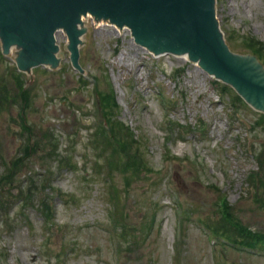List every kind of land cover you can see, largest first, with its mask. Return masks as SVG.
<instances>
[{"label":"rangeland","instance_id":"1","mask_svg":"<svg viewBox=\"0 0 264 264\" xmlns=\"http://www.w3.org/2000/svg\"><path fill=\"white\" fill-rule=\"evenodd\" d=\"M215 11L229 51L255 54L264 71V52L247 48L252 41L264 51V0H215ZM84 29L82 72L58 32L55 65L16 71L29 91L26 127L19 101L0 115V180L16 164L15 180L0 181V264H264V243L254 252L204 229H222L217 210L226 201L232 223L264 241V109L194 62L145 52L103 21L87 18ZM4 32L0 76L9 79L17 60L34 54L20 47L38 35ZM105 90L118 107L110 122L99 110ZM114 120L134 132L142 166L123 167L133 149L119 141L127 156L115 152L113 130L116 139L102 138L100 127ZM30 178L37 184L22 201Z\"/></svg>","mask_w":264,"mask_h":264},{"label":"water","instance_id":"2","mask_svg":"<svg viewBox=\"0 0 264 264\" xmlns=\"http://www.w3.org/2000/svg\"><path fill=\"white\" fill-rule=\"evenodd\" d=\"M214 1L0 0V32L4 34V30H9L10 39L38 35L22 45L30 50V45L38 44L34 56L37 58V52L49 47V43L43 44L55 25L64 23L73 33L72 52L75 54L80 36L86 30L79 10L103 11L116 16L115 21H127L133 37L140 36L141 44L151 46L155 56L192 53L190 61L198 58L203 69L206 67L215 76L232 83L247 102L264 109V72L255 54L234 57L223 45L220 22L212 20ZM19 54L25 56L24 52ZM74 54L78 62L79 51ZM28 63L37 65L31 60ZM18 65L21 70L28 68L21 60Z\"/></svg>","mask_w":264,"mask_h":264},{"label":"trees","instance_id":"3","mask_svg":"<svg viewBox=\"0 0 264 264\" xmlns=\"http://www.w3.org/2000/svg\"><path fill=\"white\" fill-rule=\"evenodd\" d=\"M261 45L254 43V42H249L247 45V48L251 49V50H255L257 51L259 54H261V56L263 55L262 52H264L261 47ZM260 47V48H259ZM0 60L2 59V55L0 53ZM16 67L12 68L9 74V79L6 78H2L0 76V115H2V113L5 111L6 105L7 103H14L16 101H19V104L22 105L20 107L21 113L19 115L20 121H23V127H26V122L23 120L24 118V107L27 106V104L30 102V98H29V91L28 88L25 87V83L23 82V79L21 80V76L19 75V73H16ZM11 78L13 79V84H14V88L15 93L13 94L10 88H7V82L9 83ZM102 95V101L100 104V97H99V105H100V109L103 110L104 109V115L107 117V113L111 114L113 112H115V114L118 111V107H114V102H113V96L111 95V92L109 90H105V92ZM264 117V115L262 116ZM114 119V118H113ZM107 122H110L109 117H107L106 119ZM113 124V129L110 127L108 128L107 131H105V129H103V127H100V131L102 133V138H109V137H113L116 139V137L112 134V130L115 133V135L117 136V140L115 141L114 139H109L108 141L110 142V145L112 147L113 150H115V152L117 153H122L124 154V156H127L128 151L126 150V152H124V150H122V148L116 146L115 144H119V141H121V143H124V148H128V150H132L133 146L138 144L137 138H135L134 132L125 126H121L118 121H113L111 122ZM106 132H108L109 134L106 136ZM111 135V136H110ZM28 144L31 143L30 139H27ZM109 142H105V144L107 145ZM104 145V144H103ZM120 145V144H119ZM25 146V145H24ZM32 145H27L26 147L23 148V152L22 155L23 157H25L26 155H28L27 157H29L31 154H29L30 152L27 151L26 148L29 147L31 148ZM33 147V146H32ZM102 147V145H101ZM105 147V145L103 146ZM32 149V148H31ZM34 149V148H33ZM133 153L131 154L130 157H127L126 160H122L123 162V167H130L131 165H135L137 164V161L141 164H143L144 160H142V156H138L136 153L137 152L136 149L132 150ZM126 158V157H125ZM11 164V163H10ZM15 164V163H13ZM12 165V164H11ZM13 167L9 168V173L8 171H6V173L4 175L1 176V182L3 184H7L6 181L8 180H12L14 179V173L16 171V164L12 165ZM8 173V174H7ZM4 176V177H3ZM15 180V179H14ZM37 183L35 182V179L30 178V180L27 182L25 191H21L22 193H24V197L25 194H27L26 199L29 197L28 193L31 194V192H34V187ZM26 199L24 198V201H26ZM46 207L48 205H45ZM221 213V217H220V222H221V226H220V222L217 221V224L219 225V227H222V229H218V228H214V227H209V225H207L204 222V225L207 229H209V232L211 235H214L215 237H221V238H225L228 241H230L232 244H238L241 245L242 247H244L245 249H257L259 248V245H257L258 243H264L263 240H261L260 238H258V236L252 234L251 232H247L246 230H244L243 226H240L239 224L236 223H232V218L230 216V213L227 212L226 209V203L224 204V209ZM121 215L119 214L118 210H114L113 212V223H114V227L118 229V227H121ZM125 230V229H124ZM122 230L119 231V235L123 234L124 231H122V233H120Z\"/></svg>","mask_w":264,"mask_h":264},{"label":"bare ground","instance_id":"4","mask_svg":"<svg viewBox=\"0 0 264 264\" xmlns=\"http://www.w3.org/2000/svg\"><path fill=\"white\" fill-rule=\"evenodd\" d=\"M90 17H92L94 21H98V22L103 21V24L114 28L117 33H121V32L122 33H128L135 42L138 41L139 44L138 43L137 44L139 45V47L143 51H145V52L151 51L152 54L154 55V50L151 46H145V45L141 44V37L140 36H137L136 38L133 37L132 31H131L130 27L128 26L127 21H124V22L115 21L116 16H114V15L109 16V14L104 13V12L100 13V12H95L93 10H90V11L79 10V18L82 22L83 27H84V21ZM212 20L217 21V16H216V11H215V1H214V6H213V18H212ZM58 32H62L65 35L66 41L68 43L69 51L72 52V41H73L72 36H73V33L70 29H68L65 26L64 23H59L57 25V27H55L53 29V31L50 33V36L47 38L46 43L43 44V45H46L47 43H49V47H47V49H44L45 51L41 50V51L37 52V58H34V56L36 54L35 52H36V48H37L38 44L36 46H34L35 47L34 48L35 51H33L34 54L32 56H28L29 59L34 64H40L42 66L48 67V66H53L58 62V58L56 57L57 52H55L56 47H55V41H54L56 39ZM2 34L0 32L1 41L3 43L7 44L6 43L7 42L6 36H5V34L4 35H2ZM220 34H221V31H220ZM81 36L79 39V46H80V43L82 41ZM221 41H222L223 45H225L223 34H221ZM140 45L145 47V48H142ZM6 50H7V52H10L11 47H7ZM30 50H31V48H30ZM170 55H172L173 57L178 58L180 60H185V61H189L192 63L194 62V64L200 66L198 58L190 61L192 53L170 54Z\"/></svg>","mask_w":264,"mask_h":264}]
</instances>
